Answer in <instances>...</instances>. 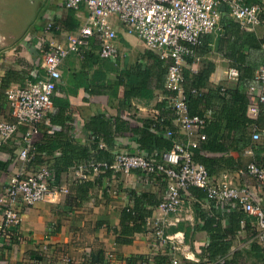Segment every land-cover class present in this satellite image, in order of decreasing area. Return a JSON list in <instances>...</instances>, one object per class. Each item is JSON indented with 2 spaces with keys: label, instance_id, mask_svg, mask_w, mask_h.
<instances>
[{
  "label": "crops",
  "instance_id": "crops-1",
  "mask_svg": "<svg viewBox=\"0 0 264 264\" xmlns=\"http://www.w3.org/2000/svg\"><path fill=\"white\" fill-rule=\"evenodd\" d=\"M1 1L5 0H0L2 6ZM245 1L260 4L264 13V0ZM62 3L63 0H53L49 12L51 21L63 27L60 34L45 29L44 16L28 27L7 26L0 8V121H14L6 90L45 76L39 42H60L66 32H76L83 24L85 6L77 11L65 10ZM58 6L60 10H56ZM221 7L220 28L202 35L183 68V90L198 91L201 102L197 114L205 118L203 127L211 124L214 129L204 142L199 141V148L191 149L192 158L194 153L202 160L196 163L203 164L214 179L224 177L234 186L247 184L254 188L264 210V188L259 189L254 179L239 171L251 161L264 167V107L252 114L250 108L258 100L248 91L254 83V72L264 63L262 27L244 30ZM115 28L119 53L115 60L99 57L96 39H91L90 47L81 55L70 53L62 60L52 107L33 137L35 153L24 163L16 159L20 134L26 130L23 126L0 148V194L17 171L27 173L47 165L55 172L56 165L64 167L63 160H72V165L57 176L58 185L67 187V193L50 194L32 206L19 204L20 239L16 247L0 248L1 263L61 264L69 258L74 264H98L109 252L114 257L107 264H130L128 259L134 256L142 258L133 264H155L157 256H168L171 262L169 243L158 242L152 235L161 218L164 233L174 239L179 264H264L255 219L236 209L233 202L226 205V211L218 210L203 190L190 187L182 210L164 214L157 210L156 202L163 198L166 184L157 176L142 178L136 171L89 173L85 180L92 187L88 192H83L85 186L76 181L73 168L88 162L81 158L82 148L95 161H106L119 152H144L146 148L139 142L141 129L164 137L161 127L152 129L159 117L164 119L163 124H171L174 137L184 142L198 139L172 121L167 98L170 93L164 88L165 64L118 22ZM208 64L211 72L199 80L197 76ZM227 91L246 97L245 130L235 128L231 119L235 108ZM162 102L166 103L163 115L159 107ZM253 125L260 132L257 141L251 137ZM152 145L149 154L145 152L153 160L160 159V150L168 148ZM133 192L147 194L144 207L150 214L145 217L143 230L134 233L131 242H117L113 230L120 228L123 208H132ZM210 247L212 252L205 251Z\"/></svg>",
  "mask_w": 264,
  "mask_h": 264
},
{
  "label": "built area",
  "instance_id": "built-area-1",
  "mask_svg": "<svg viewBox=\"0 0 264 264\" xmlns=\"http://www.w3.org/2000/svg\"><path fill=\"white\" fill-rule=\"evenodd\" d=\"M65 10L87 9L83 24L76 32H66L60 42L48 40V44L39 42L43 51V68L45 76L31 81L24 86H11L6 92V98L12 109L14 121H0V148L11 140L21 126L26 130L20 134V146L16 159L24 163L35 153L33 137L45 115L52 107V96L60 82L59 66L70 53L82 54L90 47L91 39L99 43V57L115 60L119 53L115 40L116 28L109 17L116 15L118 24L128 34L135 35L148 51L156 53L166 66L164 88L170 93L167 97L172 109V121L178 124L184 132L191 136L197 135V140L182 141L174 137L173 130L163 124L164 119H157L164 137L169 140L170 147L160 153V159L153 160L146 153L119 152L111 162L89 160L73 168L76 181L85 180L89 173L136 171L142 178L157 176L165 181L163 198L157 205V210L164 214H176L182 210L189 196V188H200L207 200L215 203L218 210L226 211V205L233 202L236 209L255 219L257 226L256 239L264 248V210L260 197L255 189L247 184L234 186L223 177L214 179L205 166L193 161L191 149L198 146L199 141L206 138L201 130L205 125L204 116L190 115L186 95L182 84L183 68L187 59L194 55L193 47L200 43L204 34L220 28V16L223 6L229 16L235 19L244 30L262 27V43L264 49V13L258 3H246L245 0H63ZM62 26L49 20L45 29L62 33ZM230 73H235L231 70ZM254 83L248 91L257 96L258 104L251 106L250 112L256 114L260 106L264 107V63L254 72ZM198 93L196 89L190 91ZM251 137L257 141L260 132L252 126ZM255 180L256 186L264 188V167L249 162L239 170ZM57 175L50 166L40 165L31 172L17 171L6 184L0 194V248L16 247L19 241L18 226L21 220L17 209L19 204L32 206L54 193H67L65 186L58 185ZM246 217L241 219L244 225ZM152 235L158 242H168L171 264H179L174 250V239L164 233V222L156 221ZM114 257L111 252L105 255L102 262L107 264ZM0 264L1 261H0ZM61 264H74L71 259L64 258Z\"/></svg>",
  "mask_w": 264,
  "mask_h": 264
},
{
  "label": "trees",
  "instance_id": "trees-1",
  "mask_svg": "<svg viewBox=\"0 0 264 264\" xmlns=\"http://www.w3.org/2000/svg\"><path fill=\"white\" fill-rule=\"evenodd\" d=\"M66 27L67 24H66ZM150 52V51H149ZM150 55H152L151 53H149ZM212 67L208 64V67L206 69H204L202 72L199 73V75L197 76V78H199V80H202L204 78H207L208 74L211 72ZM141 74L144 73L145 71H140ZM147 73V72H146ZM143 82H146V77L145 75H143ZM185 95H186V100H187V105H188V112L190 115H193L195 112V114L200 113L197 112L198 110V106L201 102V98H199L198 95L196 94H192L190 92V90L188 91H184ZM227 93H230L231 95V100L233 101L234 104V110L232 112V117L231 119L235 122V124L237 125L235 128L236 129H240V130H245V125L248 122V119L244 116V111L246 108V104H247V100L246 97L241 96L239 94H237V92H229L227 91ZM165 102H162L160 104V108H163V111L161 112V114H165L164 111V106H165ZM169 114H171V112H169ZM200 115V114H197ZM241 118V120H240ZM167 126H171V124L169 122H165L164 123ZM158 125L157 123H155L154 127L152 129H158L157 128ZM216 130V129H215ZM203 133H206L205 135H209L211 132H214L213 126L211 124H208L207 126L203 127L201 130ZM207 139V137L202 140V142H204ZM139 142H140V147H144L146 149H143L144 152L146 151L147 153L149 152L150 148L153 147L152 144H155L158 147H170V143L169 141H167L162 135H158V134H154L151 130L143 128L140 130V135H139ZM154 142V143H152ZM152 145V146H151ZM166 148V149H168ZM196 148H199V145ZM194 149V148H193ZM86 148H82L81 149V158L83 161H89L90 159H93L91 154L89 152H86ZM165 150V149H164ZM163 150H160V153ZM145 152V153H146ZM74 154L75 153H71ZM149 154V153H148ZM94 157V155H93ZM96 158H98L96 156ZM107 158V157H106ZM193 158L194 161H201L197 158V156H194L193 153ZM113 160V157L110 159L108 158L106 161L107 162H111ZM59 161V160H58ZM63 164L64 167L62 168H58V166L56 165L55 167V172L56 175L58 176V173L64 169H67L68 166L72 165V160L69 158V160H63ZM111 172V170L106 169L104 170V173H108ZM79 183H83L84 190L83 192H88L90 190V188L92 187V183L86 180H83ZM196 189H200V188H196ZM132 201H133V206L132 208L126 207L123 208L122 212H121V216H120V228L119 230L114 229L113 232L117 234L116 236V241L117 242H122V243H128L132 241V237L133 234L136 232H140L143 230V225L145 223V217H147L150 214L149 210H146L144 207V203L146 202V198H147V194L144 193H130ZM156 206L158 205L159 202H156ZM202 217L204 218L205 215H202ZM205 219V218H204ZM210 251V248H206L205 251ZM141 256H134L128 259V263L133 264L136 262L137 259H141ZM144 264V263H143ZM146 264V263H145ZM155 264H171L170 259L168 258V256H157L155 258Z\"/></svg>",
  "mask_w": 264,
  "mask_h": 264
},
{
  "label": "rangeland",
  "instance_id": "rangeland-1",
  "mask_svg": "<svg viewBox=\"0 0 264 264\" xmlns=\"http://www.w3.org/2000/svg\"><path fill=\"white\" fill-rule=\"evenodd\" d=\"M53 0H5L1 1L5 20V25L7 26H20L26 25L27 27L35 24L36 19L46 18L47 23L51 20L50 10L53 7H50ZM54 6V5H53ZM55 7V6H54ZM61 6H58L56 10H60ZM49 16V17H46ZM111 24L115 27V24L118 22L116 15H111L109 17Z\"/></svg>",
  "mask_w": 264,
  "mask_h": 264
}]
</instances>
